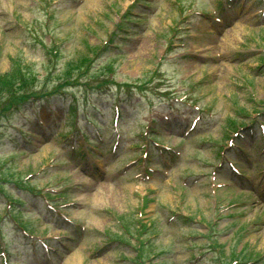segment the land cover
I'll return each mask as SVG.
<instances>
[{
    "label": "rangeland",
    "instance_id": "1",
    "mask_svg": "<svg viewBox=\"0 0 264 264\" xmlns=\"http://www.w3.org/2000/svg\"><path fill=\"white\" fill-rule=\"evenodd\" d=\"M144 1L148 2L146 7L138 6L136 0H0V74L13 68L15 60L17 63L19 60L31 79L47 78L50 85L56 82L53 75L64 63L88 56L87 46H96L107 38L121 15L125 11L129 13L112 37L115 47L101 51L93 63L92 69H97L101 61L113 60L114 84L91 97L96 105L106 106L108 114L104 112L103 117L99 116L89 106L90 102L84 101L85 91L97 89L94 80L73 75L81 81L80 89H70L64 96L51 98L56 114L35 101L22 109L25 120L16 116L9 121L19 129L31 130L32 137L26 136L28 141L19 135V143L12 146L8 136L13 137L18 132L8 124L0 128V164L9 159V173L34 181L37 188L63 179L65 182L61 187L68 188L64 191L73 204L65 213L74 223L84 227V238L77 240L75 228L41 216L37 218L31 210L38 202L28 198L24 204L26 216L33 222L36 232L63 234L62 243L71 250L63 262L54 261L55 252L50 251L52 261L43 264H132L130 261L135 253L132 246L110 242L106 251L100 253L98 249L108 235L113 237L120 233L117 217L134 235L138 234L139 225L135 222L141 220L150 225L154 238L149 240L156 247L169 244L171 240L173 251L161 257L167 259L166 264H233L234 261L264 264V199L259 202L255 195L257 188H261L258 171L264 161L259 153L261 142L257 123H254L253 135L245 132L243 144L239 142L241 153L225 146L232 122L249 121L246 114L255 115L256 109H259L258 113L262 111L257 118H264V74L253 71L259 60L239 57L237 52L243 47L264 51V29L260 28L264 24L254 22L255 16L251 14L256 5H249L255 0H247L224 13L228 15L224 20L222 10L215 8L216 0H179L181 5L178 0ZM187 6H190L189 11L184 9ZM201 10L212 12L222 21L226 19V24L215 23L213 18H200L196 11ZM172 25L176 26L173 30L169 28ZM175 30L171 46L168 37ZM199 46L206 49L196 54L187 52L189 47ZM52 47L58 48V63L53 61L56 69L48 64L51 56L45 49L50 52ZM86 83L89 86L83 88ZM168 93L178 98L173 104L169 101L171 97L166 96ZM182 95H186L187 102L181 100ZM73 96L76 98L77 123L88 142L95 145L93 152L83 155L81 150L77 153L69 150V143L64 144L60 139L75 131V128L69 130L63 126L64 120L67 121L65 125L74 123L67 111ZM7 99V96H1L0 102ZM115 102L122 109L118 121L121 139L119 148L112 153L109 150L112 139L108 137L112 129L109 104ZM191 102H195L200 110L192 108ZM33 111L44 119L47 127L34 122ZM198 111L202 114L201 119L189 135L183 136L187 125L180 122L188 123L186 121L194 118ZM241 111H245V116ZM162 112L170 116V121L160 126L158 114ZM89 116L99 118L96 128L102 135L101 143L86 126L85 120ZM151 118L154 119L151 128L161 134V142L173 147L177 156L160 161L156 154L152 157L153 148L150 147L151 167L155 168L154 164L162 167L147 176L143 169L137 170L135 166L141 152L139 145L144 141L141 129ZM149 136L158 140V137ZM72 142L78 145L81 139ZM216 142L241 161L239 169L243 174L242 178L238 177L226 172L223 166L214 176V183L220 184V188L212 187L209 174L214 169L209 162L218 160ZM10 152H14L12 157L8 155ZM91 159L96 160L90 162ZM52 161L59 166L48 172L46 167ZM222 170L225 174H221L224 173ZM13 188L15 186L11 184L12 193ZM218 200L219 210H222L219 216ZM1 211L2 206L0 214ZM173 214L192 216L195 220H180L181 216ZM36 218L39 220L34 221ZM0 227L6 233L2 237L4 243L8 250L12 249L11 262L34 264V251L24 237L18 233L14 238L9 227ZM213 230L215 238L211 235ZM126 240L131 239L126 237ZM212 241H216L218 247L213 248ZM134 242L135 239L131 240L132 244ZM192 242L207 244L209 251L193 248L197 260L186 262L188 253L180 247L188 248ZM38 252L41 255L38 259L44 257L39 248ZM237 252H240L236 256L238 260H233L230 254ZM62 255L66 254L63 252Z\"/></svg>",
    "mask_w": 264,
    "mask_h": 264
},
{
    "label": "trees",
    "instance_id": "2",
    "mask_svg": "<svg viewBox=\"0 0 264 264\" xmlns=\"http://www.w3.org/2000/svg\"><path fill=\"white\" fill-rule=\"evenodd\" d=\"M18 71L17 77L22 79L23 75L19 72L21 71L19 68L16 69ZM13 75H4L2 77H0V94L3 90H6V88H10L11 86H14L15 82L17 81V79H13ZM16 78V77H14Z\"/></svg>",
    "mask_w": 264,
    "mask_h": 264
},
{
    "label": "bare ground",
    "instance_id": "3",
    "mask_svg": "<svg viewBox=\"0 0 264 264\" xmlns=\"http://www.w3.org/2000/svg\"><path fill=\"white\" fill-rule=\"evenodd\" d=\"M71 259H72V258H71ZM68 263H69V262H68ZM68 263H67V264H68Z\"/></svg>",
    "mask_w": 264,
    "mask_h": 264
}]
</instances>
